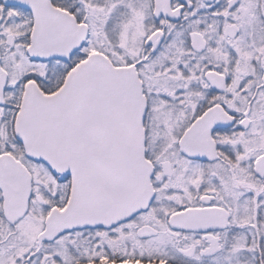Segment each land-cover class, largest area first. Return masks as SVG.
Returning <instances> with one entry per match:
<instances>
[{"label": "snow or ice", "instance_id": "snow-or-ice-1", "mask_svg": "<svg viewBox=\"0 0 264 264\" xmlns=\"http://www.w3.org/2000/svg\"><path fill=\"white\" fill-rule=\"evenodd\" d=\"M0 264H264V0H0Z\"/></svg>", "mask_w": 264, "mask_h": 264}]
</instances>
